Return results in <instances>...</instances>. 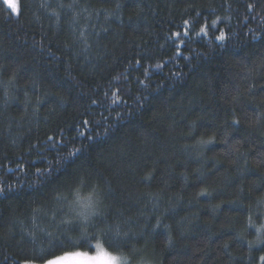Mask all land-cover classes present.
Masks as SVG:
<instances>
[{
    "label": "trees",
    "instance_id": "16d2710c",
    "mask_svg": "<svg viewBox=\"0 0 264 264\" xmlns=\"http://www.w3.org/2000/svg\"><path fill=\"white\" fill-rule=\"evenodd\" d=\"M29 5L19 18L11 15L2 0H0V64L9 70L20 69L21 79L19 87L20 95L9 102L5 109V115L0 116V164L16 169V161L23 160L29 166L28 172L15 170L7 172L6 168L0 167V184L7 187L9 184L15 186V191L10 194L8 200L0 198V233L7 231L9 220H23L17 222L15 231L17 236L21 235L20 229L28 231L32 221L28 218L26 209L31 203L32 189L28 187L29 182L34 179L36 165L44 167L46 161H41L40 155H47L48 160H54L55 151L46 149L40 153L29 150V144H36L37 140H45L46 134L59 132L63 128L66 140L75 135L79 113H84L85 118L92 116L99 120L102 116L113 119V138L107 142L92 144L77 138L76 146H81L83 141V154L76 162V166L91 164L97 166L105 175L113 176V183L118 184L115 203L129 209L128 214L135 216L139 209H144L142 220H148L154 226L157 218H162V227L156 238L155 248L149 245L145 255L146 260L153 264H223L224 257L221 246L231 240L236 232L242 231L246 225L249 213V196L253 185L264 179L256 169L254 161H250L253 170L238 173L228 160H222L220 143L209 145L202 152L186 148L185 145L195 144L199 139H207L216 136L220 140L224 135V129L220 127L229 105L222 104L220 93L226 85L217 77V70L226 61L231 63L234 55L242 48L256 45L259 42L252 40L240 24L236 16L243 17L244 9L239 4L245 0H236L233 9L235 15L231 21L233 32L230 33L232 42L227 48L212 49L203 41L196 40L190 43V47L196 52L203 53L202 56L190 55L189 61L177 57L174 63H169L163 73L153 75L152 80L155 90L144 92L146 100L140 101L142 107H138L133 99H129L128 106L121 105L120 115L123 117L118 123L115 121L116 113L111 112L108 105L89 106V98L98 94L103 99V91L109 90L113 83L112 76L123 71L125 62L136 56L139 48L129 47L132 41L142 44L150 41L146 46L152 54L167 60L172 52L168 49H159L158 45L163 43V37L170 31H174L181 22V13L187 6L188 0H119L124 7L120 10V17L127 24L128 17H135L139 9H143L139 24V35L131 37L124 27H117L119 20L107 25L111 32L117 34L113 39L102 41L98 48L92 42L88 52L81 53L78 57L68 55L69 49L64 45H71L74 39L72 29L67 17H55L54 11H58V0H24ZM197 4L196 10L208 15L209 6H215L220 12L223 0H194ZM49 3L52 7L42 8L41 5ZM84 5L92 8H109L111 0H83ZM139 6V7H137ZM226 6V5H225ZM223 15V12H220ZM214 18V17H212ZM92 23L104 26V21ZM84 22L80 27L83 28ZM249 28H255L252 22ZM147 30V31H146ZM90 31V29H89ZM122 42L117 44V39ZM142 38V39H141ZM207 39V38H205ZM107 45L109 55L100 59L97 52L103 55ZM113 45H116L113 48ZM167 53V54H165ZM119 57V59H117ZM134 62V60H133ZM178 66V67H177ZM183 73L180 79H169L168 71ZM11 72L5 75L8 78ZM137 73L132 72L128 87L132 88L133 97L138 94L134 86ZM36 80V87L42 94L45 90H51L56 96H62L66 101L67 111L60 114L49 112L51 105L41 106L39 123L25 122L22 131L13 127L9 136L8 119L23 114L25 109L23 88L26 83L30 84ZM53 83L59 85L53 89ZM202 86L198 88L197 86ZM211 88V91H209ZM114 90V89H113ZM215 92L216 99L209 97ZM2 96V93H0ZM203 97V103H201ZM29 98L33 105L37 97L29 91ZM252 104H259V98L253 100ZM183 100V107H174ZM168 104L167 110L164 103ZM2 102V101H0ZM250 107V106H249ZM31 111V107L28 109ZM162 122L148 126L145 122L153 116L161 115ZM251 116V111L246 108L244 116L241 117V136L246 131L243 123L245 117ZM48 117V119H45ZM231 118L230 116L228 117ZM174 122V124H173ZM196 122L197 131L192 137L187 135L189 126ZM31 124L32 131L27 128ZM171 125V127H170ZM144 126L150 135L158 137L156 143L145 144L142 139H137L138 128ZM87 132V129H83ZM101 133L103 129H98ZM22 139H17V137ZM16 139L13 144L12 140ZM130 140L137 148L136 151L121 157L116 154L115 145L122 140ZM103 159L104 167H99ZM242 163V161H241ZM72 166H70L71 168ZM156 169V179L152 181L151 188L145 187L144 182L139 179L145 170ZM111 169V172L108 169ZM183 173V175H181ZM203 181V183L201 182ZM205 187L215 191L210 197H198V193ZM163 189V192L161 190ZM243 190V191H241ZM257 191H264V186ZM159 194L160 199L154 201L156 207L149 204L144 208L143 204H133V200L144 199L145 193ZM245 207H233L230 202L237 200ZM220 205V207H216ZM43 219V218H42ZM259 223H264V217ZM39 227H44L43 222H38ZM143 224H141V227ZM47 230H52L50 227ZM183 233V235L181 234ZM66 243L55 246L50 245L48 238L37 230L36 251L41 248L49 250L52 255L49 258L63 256L71 252H82L94 255L98 252L97 245L112 254H119L109 247V237L99 229L89 231L87 227L70 232ZM171 235L173 243L168 244L167 237ZM94 237V238H93ZM246 240H254L255 232L245 237ZM142 246V245H141ZM203 249V252H201ZM256 256L260 253L252 250ZM207 253L208 255H204ZM23 255H31L26 248L24 252L18 249L14 241L0 240V264H5L4 258L9 259L7 264H18ZM233 257H243L247 261L250 253L246 245L243 249L233 247Z\"/></svg>",
    "mask_w": 264,
    "mask_h": 264
},
{
    "label": "snow or ice",
    "instance_id": "6c2138e0",
    "mask_svg": "<svg viewBox=\"0 0 264 264\" xmlns=\"http://www.w3.org/2000/svg\"><path fill=\"white\" fill-rule=\"evenodd\" d=\"M235 2L236 0H223L220 9L223 15L218 12L215 6H209L208 15H206L202 11L196 10L197 4L194 0H188L187 6L181 13L179 26L174 31L165 34L164 42L158 45L159 49L170 50L172 55L167 60H163L153 55L152 51L146 48L150 41H143L142 44L132 41L129 47L134 46L140 51L136 53L134 58L125 62L123 71H118L112 76L113 83L110 84L109 90H102L103 99L98 98V94H94L89 98V106L107 104L110 111L116 113L114 119L118 123L123 119L120 115L123 111L121 105L127 107L129 99H133L138 107H142L140 101L147 99L144 92L149 91L150 88L155 90L153 75L163 73L168 64L174 63L177 57H182L187 62L190 60V55H203V53L196 52L190 47L191 42L203 41L213 50L227 48L232 42L230 33L233 32L231 21L236 11L233 9ZM4 4L7 5V9H10L9 19L12 14L19 18L29 7L24 0H4ZM41 7L48 8L52 5L44 3ZM57 7L59 10L54 11L52 15L58 18L67 17L74 36L71 45H64L65 48L69 49L68 55L70 56L78 57L81 53L88 52L93 41L99 48L102 41L108 40L109 36L116 39L117 34L111 32L107 25L117 20H119L117 27L126 28L131 37L139 35L138 20L143 9H139L135 17L129 16L127 24H125L120 17V10L124 5L119 0H111L109 8H92L84 5L83 0H58ZM239 7L244 9V16H236L235 18L252 40L259 43L240 49L232 58L231 63L226 61L217 70V77L221 78L220 82L226 85V88L220 93V101L222 104L229 105L225 118L220 125L224 129V135L220 140H217L216 136L213 135L207 139H199L195 144L185 145V147L202 152L209 145L220 143L222 145V160L230 161L231 166L238 173L253 170L250 161H254L255 170H258L260 175L264 177V0H245L244 3L239 4ZM93 19L95 21L103 20L104 26L100 27L98 24L92 23ZM81 22H84L83 28L80 27ZM252 22L256 23L255 28L248 27ZM121 42L122 38L117 39V44ZM115 47L116 45H113V48ZM104 48L103 55L97 52L102 60L109 55L107 45H104ZM184 52H188L190 55H184ZM9 71L11 74L5 79L4 77ZM132 72L137 73L134 86L138 94L134 97L132 88L128 87ZM183 75L178 71H168L169 79H180ZM20 79V69L9 70L5 65L0 64V93H2L0 96V101H2L0 102V116L5 115V109L9 102L20 95ZM58 87L57 83H53V89ZM197 87L202 86L198 85ZM29 91L37 97L35 105L29 98ZM23 95L25 97L24 112L18 120L16 117L8 119L9 136L13 135L11 132L13 127L22 131L26 121L39 123L42 105L45 107L51 105L49 112L56 114L67 111L64 98L56 96L51 90H45L41 94L36 87L35 79L30 84L24 85ZM248 97L253 100L259 98L260 103L252 104V101L247 99ZM209 99H216L215 92H212ZM200 102L203 103V97H201ZM169 103L171 101L164 103L165 110H167ZM29 107H31V111L28 110ZM174 107H183V100ZM246 108L251 111V116H247L243 120L246 131L241 136V117L244 116ZM79 116L75 135L69 140L65 139L64 130L60 128L59 132L53 130L51 134H46L45 140L40 141L38 139L36 144H29L30 151L40 153L50 149L55 151L56 155L54 160H48L46 154L40 155L38 158L41 161H46L44 167L36 165L35 160L31 161L32 166L35 167V173L34 179L28 184L32 192L30 194L31 203L26 209L27 216L32 221L31 228L28 231L21 228V235L17 236L14 229L17 222L23 223V220H9L7 231L0 233V240L7 238V240L14 241L21 252H24L26 248L31 252V255H23L18 264H69L77 258H83L90 262L100 257L108 260L110 264H153L152 261L145 259V255L149 245L153 249L155 248L158 230L162 227V218H157L153 226L150 221L141 219L144 216V209H139L133 216L128 214L129 209L125 206H118L115 203L119 185L113 183L112 177L118 173H112L111 176H108L101 172L97 166L91 164L76 166V162L81 159L83 154V141L90 142L88 146L91 147L92 144L107 142L113 138V119L108 116H102L99 120L92 116L85 118L84 113H79ZM162 116L163 113L153 116L151 120L145 123L148 126L161 123ZM197 128V123L193 122L189 126L187 135L192 137ZM83 129H87V132ZM98 129H103V132L101 133ZM27 131H32L31 124H29ZM77 138H83L79 147L76 146ZM136 138L142 139L145 144L149 142L154 144L158 140V137L150 135L144 126L138 128ZM17 139H22V137L18 136ZM0 143H3V140H0ZM12 143L15 144L16 139H13ZM114 147L116 154L121 157L129 155L137 148L132 141L127 139L120 141ZM70 166L72 167L70 168ZM104 166V161L101 159L99 167L103 168ZM0 167L6 168L7 172H14L15 170L28 172L30 170L22 159L16 161L15 170L3 164H0ZM108 171L111 172V169L109 168ZM139 179L144 182L145 187L151 188L152 181L156 179L155 167L151 170H145ZM201 182L203 183V181ZM262 186H264V179H260L258 184L253 185L248 193L250 214L247 218V224L242 226V231L236 232L229 242L221 246L224 257L223 264H264V223L258 224V221L264 217V191H257ZM14 191V185L9 184L5 187L0 184V198L8 200ZM214 191V188L210 191L208 187H205L198 193V197H210ZM144 196L147 197V200L140 198L133 200L132 203L143 204L144 208H147L149 204L156 207L154 201L161 198L159 194L150 192L145 193ZM230 204L233 207H245L239 199L231 201ZM216 207H220V205ZM38 222H43L44 227H39ZM141 224H143L142 227ZM3 227L0 225V228ZM49 227L52 230H47ZM85 227L89 231L99 229L108 236L109 247L119 254L105 251L100 245L96 246L98 252L95 256H88L87 253L82 252H71L63 256L49 258L52 255L49 250L41 248L36 251L37 230L48 238L50 245L59 246L71 239L68 235L70 232ZM252 230L255 232V239L246 240L245 237L251 235ZM181 234L183 235V233ZM167 242L168 244L173 243L171 235L167 237ZM245 245L250 253L247 261H244L243 257L232 256L233 247L243 249ZM253 249H256L260 254L256 256L252 251ZM204 255L208 254L204 253ZM8 259L7 256L4 258L5 264H7Z\"/></svg>",
    "mask_w": 264,
    "mask_h": 264
},
{
    "label": "rangeland",
    "instance_id": "374dc122",
    "mask_svg": "<svg viewBox=\"0 0 264 264\" xmlns=\"http://www.w3.org/2000/svg\"><path fill=\"white\" fill-rule=\"evenodd\" d=\"M2 1L4 2V0H2ZM6 7H7V5H6ZM9 11H10V9H9ZM13 15H15V14H13ZM96 254L97 253H95L94 255H88V256H95ZM69 264H88V261L84 260L83 258H77L76 260L69 262Z\"/></svg>",
    "mask_w": 264,
    "mask_h": 264
},
{
    "label": "clouds",
    "instance_id": "9594fccd",
    "mask_svg": "<svg viewBox=\"0 0 264 264\" xmlns=\"http://www.w3.org/2000/svg\"><path fill=\"white\" fill-rule=\"evenodd\" d=\"M88 264H110V262L108 260H106L105 258L100 257L95 261L88 262Z\"/></svg>",
    "mask_w": 264,
    "mask_h": 264
}]
</instances>
